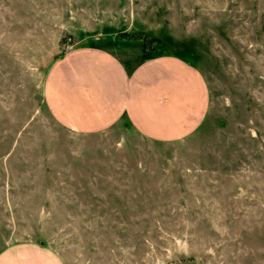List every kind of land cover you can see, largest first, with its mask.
Segmentation results:
<instances>
[{"label": "rangeland", "instance_id": "374dc122", "mask_svg": "<svg viewBox=\"0 0 264 264\" xmlns=\"http://www.w3.org/2000/svg\"><path fill=\"white\" fill-rule=\"evenodd\" d=\"M122 15L145 53L199 68L197 131L76 133L49 113L52 61ZM20 242L64 264H264V0H0V250Z\"/></svg>", "mask_w": 264, "mask_h": 264}, {"label": "crops", "instance_id": "0c3cea01", "mask_svg": "<svg viewBox=\"0 0 264 264\" xmlns=\"http://www.w3.org/2000/svg\"><path fill=\"white\" fill-rule=\"evenodd\" d=\"M142 25L123 16L77 30L75 46L52 61L44 79V102L55 121L76 133L126 122L158 141L203 125L209 93L199 68L176 53L147 54L141 39L120 36ZM0 264L64 263L41 243L20 242L0 250Z\"/></svg>", "mask_w": 264, "mask_h": 264}, {"label": "trees", "instance_id": "16d2710c", "mask_svg": "<svg viewBox=\"0 0 264 264\" xmlns=\"http://www.w3.org/2000/svg\"><path fill=\"white\" fill-rule=\"evenodd\" d=\"M122 35H123L124 37H127V38H137V37H138V36H135V35H133V34H129V33H123ZM140 38H141V37H140ZM142 40H143V45H144V47L146 48V45H147L148 41L151 40V39L143 38V37H142ZM156 40L159 41L158 38H156Z\"/></svg>", "mask_w": 264, "mask_h": 264}, {"label": "built area", "instance_id": "2783aa9c", "mask_svg": "<svg viewBox=\"0 0 264 264\" xmlns=\"http://www.w3.org/2000/svg\"><path fill=\"white\" fill-rule=\"evenodd\" d=\"M72 48V45H68L67 48L64 50V52L70 50Z\"/></svg>", "mask_w": 264, "mask_h": 264}]
</instances>
